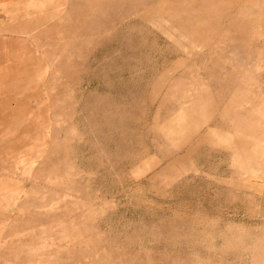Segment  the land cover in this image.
<instances>
[{"label": "rangeland", "instance_id": "obj_1", "mask_svg": "<svg viewBox=\"0 0 264 264\" xmlns=\"http://www.w3.org/2000/svg\"><path fill=\"white\" fill-rule=\"evenodd\" d=\"M0 264H264V0L1 2Z\"/></svg>", "mask_w": 264, "mask_h": 264}, {"label": "crops", "instance_id": "obj_2", "mask_svg": "<svg viewBox=\"0 0 264 264\" xmlns=\"http://www.w3.org/2000/svg\"><path fill=\"white\" fill-rule=\"evenodd\" d=\"M4 0H0V3L3 2Z\"/></svg>", "mask_w": 264, "mask_h": 264}]
</instances>
